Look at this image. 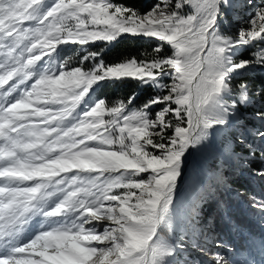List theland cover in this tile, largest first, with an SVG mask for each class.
<instances>
[{"label": "snow or ice", "instance_id": "1", "mask_svg": "<svg viewBox=\"0 0 264 264\" xmlns=\"http://www.w3.org/2000/svg\"><path fill=\"white\" fill-rule=\"evenodd\" d=\"M237 3L157 0L141 14L114 0H0V264H190L189 248L207 264H255L221 251L204 218L223 206L228 168L264 180L249 167L264 159V97L250 128L253 96L232 83L264 69V6L226 35ZM125 37L155 40L152 58L89 50ZM62 45L78 46L75 64ZM127 81L156 94L140 107L135 94L92 99ZM248 199L264 219V198ZM249 250L264 257V239Z\"/></svg>", "mask_w": 264, "mask_h": 264}, {"label": "rangeland", "instance_id": "2", "mask_svg": "<svg viewBox=\"0 0 264 264\" xmlns=\"http://www.w3.org/2000/svg\"><path fill=\"white\" fill-rule=\"evenodd\" d=\"M252 4L253 7H248L247 0H238L237 6L235 8L225 10V14L220 20L221 31L226 35L235 36L240 26L247 27L245 21L251 17L256 7L264 6V0H252ZM129 38L144 39L147 42L154 43L155 46L157 43L155 40H149L142 37ZM107 46L109 47V45ZM61 48V59L73 57L69 63L75 64L79 59V54L77 51L78 46L62 45ZM257 50L258 49H241L236 59H249ZM162 54L170 55V47L165 46ZM246 73L257 74L258 76L264 78V69L257 68L253 71L245 72L244 74ZM237 78L232 81L233 86L239 84ZM248 90L250 94H254V103L248 107L258 108L260 106V99L259 96H257V89H253L252 87L248 86ZM97 97L98 96L94 92L92 99H96ZM250 112L251 117H249L248 120L251 119L252 122L250 125H248V127H260L261 122L255 118V111L251 110ZM254 161L259 162L260 166L264 168V159H261L259 155H257V158L252 162ZM234 177H239L241 179L247 178L252 181H249L250 185L248 181L243 183L244 190L240 192L242 196H237V191L234 188H231L230 185H228L227 188L222 189L221 192L218 193V198L223 202L222 208H217L215 204L210 207H206L204 209V218H212L213 231L215 235L227 246L226 248L221 249V251H224L229 256H231L234 251L243 252L249 255V258L254 260L255 264H264V257H262L257 250H252L251 253L249 250L250 237L255 238L256 240L264 239V219H261L259 213L250 206V201L248 199L250 196L264 198V188L262 190L256 189L259 185L264 184V180L251 175L247 168H241L239 166H234L227 169V179ZM185 255L190 264H207V261L210 259V256H204L198 250L193 248H189Z\"/></svg>", "mask_w": 264, "mask_h": 264}, {"label": "trees", "instance_id": "3", "mask_svg": "<svg viewBox=\"0 0 264 264\" xmlns=\"http://www.w3.org/2000/svg\"><path fill=\"white\" fill-rule=\"evenodd\" d=\"M116 3H122L128 7L134 8L137 12L143 14L151 9V7L157 2V0H114ZM155 44L152 42H147L144 39L136 38L130 39L129 37L121 38L119 42L114 43V45L107 46L103 43H98L89 47L90 51H98L101 53L102 58L106 63H115L117 61L123 60L125 58L136 57L137 60L145 59L150 60L153 53V48ZM248 53V52H247ZM238 83L241 81L245 82L247 86L257 89V96L261 101L264 97V78L258 76L257 74H244L242 77L237 78ZM96 95L101 99H106L108 102L115 100H126L127 97L135 94L136 100L134 102L135 107H140L145 101H147L150 96L155 95L156 91L152 90L150 87L139 86L135 81H127L126 83H115L106 84L103 87H98L95 91ZM254 98V94L252 93ZM255 107H248L244 111L245 122L247 125L251 124V110L256 111ZM249 167L252 168H262L260 163L257 161L252 162ZM244 178V177H243ZM228 185L234 188L236 191L241 192L244 189L243 183L246 181H252L250 179L239 177L228 178ZM250 185V182H249ZM247 186V185H246ZM264 184L259 185L256 189L262 190Z\"/></svg>", "mask_w": 264, "mask_h": 264}]
</instances>
